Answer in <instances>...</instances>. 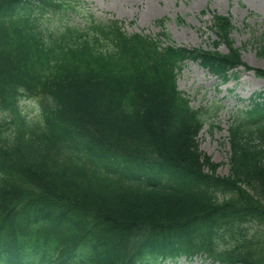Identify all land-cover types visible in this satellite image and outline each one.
<instances>
[{"label":"trees","instance_id":"obj_1","mask_svg":"<svg viewBox=\"0 0 264 264\" xmlns=\"http://www.w3.org/2000/svg\"><path fill=\"white\" fill-rule=\"evenodd\" d=\"M67 2L0 0V264H264V97L238 113L218 178L176 87L185 54L221 74L236 50L160 48L96 20L46 35ZM215 27L228 43L227 20Z\"/></svg>","mask_w":264,"mask_h":264},{"label":"rangeland","instance_id":"obj_2","mask_svg":"<svg viewBox=\"0 0 264 264\" xmlns=\"http://www.w3.org/2000/svg\"><path fill=\"white\" fill-rule=\"evenodd\" d=\"M74 7L75 10L67 14L46 15L50 17L43 21L45 27L51 29L61 23L79 25L93 14L102 21L123 23L128 34L143 33L155 38L164 31L176 46L211 49L216 40L207 28L212 15L228 16L233 26L230 34L233 47L240 50L242 60L250 68L264 69V56L258 55L257 45L260 38H264V0H80ZM159 19L164 20L163 30L156 25ZM217 50L227 53L224 44H220ZM237 71V81L220 87L218 81L209 77L198 64L187 62L177 78L178 89L189 98L191 107L202 108L206 114L216 111L206 115L205 126L198 137L201 151L216 163L228 158L225 131L236 109L246 105L239 101L264 87L262 81L243 68ZM214 85L218 88L216 91ZM22 107L31 117L38 115L36 100H26ZM217 173L226 175L228 169L220 166ZM175 264L200 262L182 260Z\"/></svg>","mask_w":264,"mask_h":264}]
</instances>
